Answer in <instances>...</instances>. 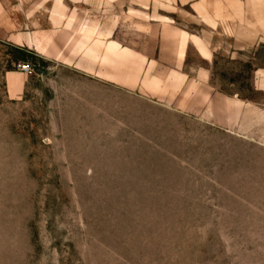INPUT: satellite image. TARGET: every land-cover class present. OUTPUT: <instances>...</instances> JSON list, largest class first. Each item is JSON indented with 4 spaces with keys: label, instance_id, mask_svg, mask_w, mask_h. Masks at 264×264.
<instances>
[{
    "label": "rangeland",
    "instance_id": "obj_1",
    "mask_svg": "<svg viewBox=\"0 0 264 264\" xmlns=\"http://www.w3.org/2000/svg\"><path fill=\"white\" fill-rule=\"evenodd\" d=\"M193 14L0 0V264H264V48L169 71Z\"/></svg>",
    "mask_w": 264,
    "mask_h": 264
},
{
    "label": "crops",
    "instance_id": "obj_2",
    "mask_svg": "<svg viewBox=\"0 0 264 264\" xmlns=\"http://www.w3.org/2000/svg\"><path fill=\"white\" fill-rule=\"evenodd\" d=\"M182 7L193 10V18L206 29L197 34L180 29H172L174 37L168 56L174 60L169 71H183L187 50L192 47L200 61L210 64L214 58L213 40L215 33L222 30L231 41V49L236 54H243L256 47L264 48V0H178ZM54 20L58 21V15ZM63 23V21L61 22ZM170 59V60H171ZM196 79L207 83L211 74L208 67L196 69ZM256 86L264 92V68L256 70Z\"/></svg>",
    "mask_w": 264,
    "mask_h": 264
},
{
    "label": "built area",
    "instance_id": "obj_3",
    "mask_svg": "<svg viewBox=\"0 0 264 264\" xmlns=\"http://www.w3.org/2000/svg\"><path fill=\"white\" fill-rule=\"evenodd\" d=\"M18 68H19L22 72H24V73H27V72H28V68L25 67V66H19Z\"/></svg>",
    "mask_w": 264,
    "mask_h": 264
}]
</instances>
